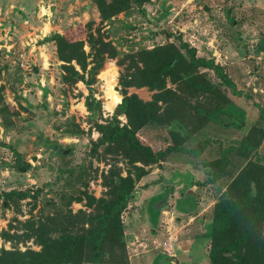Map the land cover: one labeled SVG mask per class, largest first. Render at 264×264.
<instances>
[{"label": "rangeland", "instance_id": "1", "mask_svg": "<svg viewBox=\"0 0 264 264\" xmlns=\"http://www.w3.org/2000/svg\"><path fill=\"white\" fill-rule=\"evenodd\" d=\"M90 22L101 23L92 0H0V251L40 250L23 235L26 221L70 210L90 212L85 194L105 197L104 174L112 168L126 176L132 168L121 155L102 156L104 148L91 153L92 140L100 137L95 123L110 120L123 100L117 61L108 60L95 80L86 75L90 86L63 82L64 62L55 36ZM101 28L119 59L169 43L179 45L181 38L197 49L199 58L222 66L242 94L235 95L215 72L203 70L227 99L221 105L224 112L212 113L217 121L201 127L205 112L217 106L207 94L175 108V119L147 125L138 133L156 153L170 146L186 150L170 151L147 167L148 174L137 184L123 214L128 264H209L215 206L248 162L235 149L218 160L246 136L261 142L250 158L264 159V0H151ZM85 51L90 52L88 45ZM110 93L121 97L111 110ZM130 93L143 101L153 96L148 88ZM204 129L207 135L202 136ZM207 146L210 151L201 159ZM15 152L30 165L27 172L17 169ZM185 174L192 182L182 178ZM218 174L223 177L213 182ZM12 192L31 196L8 199L6 194ZM79 198L83 201L77 202ZM6 231L20 237L6 241Z\"/></svg>", "mask_w": 264, "mask_h": 264}, {"label": "trees", "instance_id": "2", "mask_svg": "<svg viewBox=\"0 0 264 264\" xmlns=\"http://www.w3.org/2000/svg\"><path fill=\"white\" fill-rule=\"evenodd\" d=\"M149 1L92 0L100 13L99 26L90 22L86 27L78 26L55 36L58 56L64 62L63 82L67 86H76L79 82L90 86L86 75L91 81L95 80L108 60L117 61L120 68L118 86L123 100L110 120L95 123L100 137L92 140L91 153L99 154L100 148H104L102 156L121 155L132 168L127 170L126 176L121 170L112 168L104 174L105 197L98 199L85 194L86 207L90 212L79 210L73 213L70 210L26 221L27 229L23 235L27 241L34 240L40 250L2 249L0 264H128L123 214L135 196L137 184L148 174L146 168L161 162L170 151L186 150L170 146L168 150L156 153L140 139L138 133L147 125L172 120L175 108L185 106L189 98L207 94L216 99L217 106L212 112H205L201 127L210 120L217 121L212 113L224 112L221 107L227 99L222 96L219 85L206 78L203 70L215 72L235 95H242L236 91L235 83L222 66L214 59L199 58L197 49L181 38L179 45L169 43L119 59L115 46L108 41L101 26L134 5L143 7ZM86 45L90 47L89 53L85 51ZM133 88H148L153 92L151 101H143L136 93H130ZM88 108L92 109V106L89 104ZM260 112L264 120V107H260ZM232 126L238 125L234 123ZM187 135L191 137L188 132ZM260 145L261 142L246 136L237 148L225 149V155L218 160L223 161L229 151L235 149L248 162L215 206L209 264H264V159L250 158ZM15 155L17 169L27 172L30 165L23 164L17 152ZM222 175H215L213 182L220 180ZM182 178L190 182L188 176ZM196 184L191 183L192 186ZM13 196L21 200L31 194H6L8 199ZM81 201V198L77 200ZM2 237L12 241L20 236L6 231Z\"/></svg>", "mask_w": 264, "mask_h": 264}, {"label": "bare ground", "instance_id": "3", "mask_svg": "<svg viewBox=\"0 0 264 264\" xmlns=\"http://www.w3.org/2000/svg\"><path fill=\"white\" fill-rule=\"evenodd\" d=\"M105 75L107 74L106 72L104 73ZM113 78V79H112ZM114 81V76L111 77V80L109 81V83H112ZM110 89H112V87H109ZM109 99H110V103H109V109H113L114 106L118 103H120L121 101V97L117 94V93H110L109 94Z\"/></svg>", "mask_w": 264, "mask_h": 264}, {"label": "crops", "instance_id": "4", "mask_svg": "<svg viewBox=\"0 0 264 264\" xmlns=\"http://www.w3.org/2000/svg\"><path fill=\"white\" fill-rule=\"evenodd\" d=\"M202 136L205 134V129L204 130H202ZM205 135H207V134H205ZM204 138V137H203ZM197 139H200L199 138V136L197 137ZM208 139V138H207ZM210 148H208V146H207V148H205V149H203L202 151H201V153H202V155H201V159H205V154L206 153H208L210 150H209ZM200 157V156H199ZM195 157H193V158H191V159H194ZM198 158V156L195 158V159H197ZM202 161V160H201ZM189 174H191V173H189ZM184 176H190V175H184ZM190 182H192L191 180H192V178L190 177ZM194 182H196V181H194ZM197 183V182H196ZM211 184V183H210ZM198 185V183L196 184V185H194V187H196ZM180 205H181V202H180ZM182 206H183V204H182ZM182 206H180L181 207V209H182ZM182 212H184V213H188V211H182Z\"/></svg>", "mask_w": 264, "mask_h": 264}, {"label": "built area", "instance_id": "5", "mask_svg": "<svg viewBox=\"0 0 264 264\" xmlns=\"http://www.w3.org/2000/svg\"><path fill=\"white\" fill-rule=\"evenodd\" d=\"M171 248H172V246H171Z\"/></svg>", "mask_w": 264, "mask_h": 264}, {"label": "water", "instance_id": "6", "mask_svg": "<svg viewBox=\"0 0 264 264\" xmlns=\"http://www.w3.org/2000/svg\"><path fill=\"white\" fill-rule=\"evenodd\" d=\"M177 261V260H176Z\"/></svg>", "mask_w": 264, "mask_h": 264}]
</instances>
